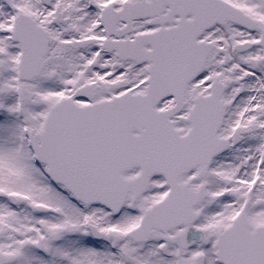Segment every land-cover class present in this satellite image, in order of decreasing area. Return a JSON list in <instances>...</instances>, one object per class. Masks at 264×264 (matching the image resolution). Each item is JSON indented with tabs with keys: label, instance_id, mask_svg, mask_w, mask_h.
Wrapping results in <instances>:
<instances>
[{
	"label": "snow or ice",
	"instance_id": "1",
	"mask_svg": "<svg viewBox=\"0 0 264 264\" xmlns=\"http://www.w3.org/2000/svg\"><path fill=\"white\" fill-rule=\"evenodd\" d=\"M0 264H264V0H0Z\"/></svg>",
	"mask_w": 264,
	"mask_h": 264
}]
</instances>
